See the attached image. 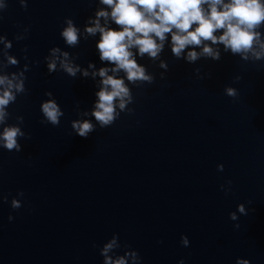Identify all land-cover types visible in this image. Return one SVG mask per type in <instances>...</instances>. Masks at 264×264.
Wrapping results in <instances>:
<instances>
[{"label":"water","instance_id":"95a60500","mask_svg":"<svg viewBox=\"0 0 264 264\" xmlns=\"http://www.w3.org/2000/svg\"><path fill=\"white\" fill-rule=\"evenodd\" d=\"M25 3L0 0V75L25 78L7 122L22 116L19 127L28 134L18 140L20 152L0 147V193L7 197L0 199V264H103L99 249L114 235L121 247L109 255L130 247L140 264H236L237 257L264 264V60L245 61L219 44L212 45L219 60L189 63L173 56L169 36L157 60L136 56L154 81L125 79L133 102L102 128L91 115L100 77L88 65H112L99 59V33L85 29L110 8L99 0ZM67 19L80 30L74 47L60 35ZM107 24L116 27L110 18ZM259 31L264 39V27ZM54 47L89 76H69L59 61L49 72ZM226 87L238 95L227 96ZM48 99L64 112L58 126L42 123ZM76 119L93 123L87 138L74 133Z\"/></svg>","mask_w":264,"mask_h":264},{"label":"clouds","instance_id":"9594fccd","mask_svg":"<svg viewBox=\"0 0 264 264\" xmlns=\"http://www.w3.org/2000/svg\"><path fill=\"white\" fill-rule=\"evenodd\" d=\"M100 4L110 8V12L104 8L95 13V19L89 18L90 26L85 31L90 36L99 33L96 48L101 62L112 67H100L89 62L88 67L93 69L92 77H100L99 90L95 93L97 99L91 115L102 128L112 125L129 103L133 102L132 93L125 83V79L133 84L152 83L154 77L146 71V68L137 63L136 56H147L151 60H157L164 49V43L170 36L171 52L177 59H185L194 63L201 56L210 57L213 60L220 59V52L212 45L222 44L224 50L233 55H239L243 60H264V39L259 29L264 27V2L262 0H99ZM24 8H27L25 0H21ZM5 5L0 4V8ZM101 18L105 23L101 24ZM111 19L116 27L108 26ZM67 27L63 28L60 35L65 43L74 47L79 43V28L71 19L66 20ZM216 33H219L217 35ZM0 40H4L0 37ZM5 42L6 48L11 44ZM201 48L200 52L195 49ZM133 49L136 52H133ZM186 52V55H185ZM60 49H51V59L48 60L49 72H55L57 61L60 68L69 76L76 77L81 73L89 76L87 69H81L79 65H73L69 61V54L63 52L60 59ZM8 63L16 65L18 61L8 57ZM160 67L167 69L165 61H161ZM27 71V67H25ZM196 73L200 69L195 70ZM111 73V74H109ZM120 73L124 75L121 76ZM164 74L161 73V78ZM24 72L13 73L11 76L0 75V147L8 151L20 152V138H28L19 124L24 122L22 116L17 117L19 124H9L10 113L7 108L17 99L18 93L25 92ZM237 80L240 77L236 78ZM225 94L230 97L238 95L232 87L225 88ZM51 97V93H46ZM117 108L119 111H117ZM131 111V110H130ZM41 112L44 119L42 123L53 126L60 124V118L64 112L54 99H48L41 104ZM87 115V113H85ZM71 127L75 134L87 138L94 131V125L90 120L76 119L71 121ZM223 170V165L217 166ZM231 184V181H228ZM223 188V185L221 186ZM23 197V191L17 193ZM0 199L7 201V197L0 193ZM22 206L20 200L13 198L11 207L19 209ZM240 214L247 215L248 210L243 204L237 206ZM230 219L237 220L235 212L229 213ZM13 217L9 215V220ZM239 227V225H236ZM181 243L187 247L189 240L186 235L181 236ZM95 246V245H94ZM117 236L104 243L99 249L103 257V264H140L141 257L136 250L125 247L124 254L109 255L120 248ZM179 264H184L183 259ZM236 264H249L247 260L237 257Z\"/></svg>","mask_w":264,"mask_h":264}]
</instances>
